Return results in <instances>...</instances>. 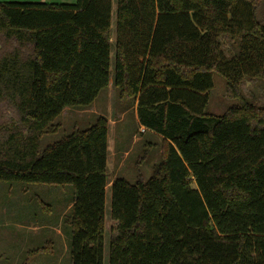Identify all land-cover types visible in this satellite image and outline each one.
Masks as SVG:
<instances>
[{
	"label": "trees",
	"instance_id": "16d2710c",
	"mask_svg": "<svg viewBox=\"0 0 264 264\" xmlns=\"http://www.w3.org/2000/svg\"><path fill=\"white\" fill-rule=\"evenodd\" d=\"M259 7L117 0L114 86L163 153L148 181L111 182L108 233L107 119L45 150L41 140L65 109L89 107L109 86L113 0L0 1V181L74 187L71 264H103L106 238L109 264H264ZM214 72L239 100L221 115L206 113ZM247 81L259 88L251 101Z\"/></svg>",
	"mask_w": 264,
	"mask_h": 264
},
{
	"label": "rangeland",
	"instance_id": "374dc122",
	"mask_svg": "<svg viewBox=\"0 0 264 264\" xmlns=\"http://www.w3.org/2000/svg\"><path fill=\"white\" fill-rule=\"evenodd\" d=\"M16 2V0H12ZM77 0H46L49 4H75ZM117 0H113L111 31V78L92 105L65 109L51 124L54 133L45 134L41 147L60 141L74 129H86L98 118L109 123L108 168L110 182L106 190L105 216L107 232L110 220L111 182L123 178L131 184L148 181L163 153L162 138L139 125L136 106L120 99L114 86ZM258 19H264V0H260ZM227 55H229L226 52ZM206 113L221 115L239 103L227 94L224 77L214 72ZM259 92L257 84L247 81L242 98L251 101ZM77 194L71 185L6 183L0 181V264H71L70 226L66 223ZM42 249H45L42 251ZM36 252L33 254V252ZM31 254V255H30ZM103 264H109V240L104 246Z\"/></svg>",
	"mask_w": 264,
	"mask_h": 264
},
{
	"label": "crops",
	"instance_id": "0c3cea01",
	"mask_svg": "<svg viewBox=\"0 0 264 264\" xmlns=\"http://www.w3.org/2000/svg\"><path fill=\"white\" fill-rule=\"evenodd\" d=\"M1 2H13L12 0H0ZM46 0H16V2L45 3Z\"/></svg>",
	"mask_w": 264,
	"mask_h": 264
}]
</instances>
